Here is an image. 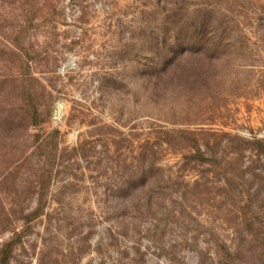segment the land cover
Segmentation results:
<instances>
[{"label": "rangeland", "instance_id": "obj_1", "mask_svg": "<svg viewBox=\"0 0 264 264\" xmlns=\"http://www.w3.org/2000/svg\"><path fill=\"white\" fill-rule=\"evenodd\" d=\"M252 138L264 0H0L1 264H264Z\"/></svg>", "mask_w": 264, "mask_h": 264}, {"label": "trees", "instance_id": "obj_2", "mask_svg": "<svg viewBox=\"0 0 264 264\" xmlns=\"http://www.w3.org/2000/svg\"><path fill=\"white\" fill-rule=\"evenodd\" d=\"M195 29L193 30V32ZM213 33V32H212ZM178 32L174 31V34L170 38H161L162 41L159 42V39L156 40V38L153 39L155 46H159L162 48V54H159V56H154L150 60V64L148 67L149 73L148 75L155 76V75H163L170 67H173L176 65V62L178 61L179 57L186 52L187 46L192 44H199L200 42H197V40H182L177 38ZM189 37V36H188ZM203 43V41H202ZM205 43V42H204ZM214 43V44H213ZM202 45V44H199ZM217 43L212 41V50H215L217 48ZM247 142V147L254 151L256 155H261L264 153V142L258 138H252L251 140H245ZM207 145V144H204ZM196 152L198 154V157L201 162L209 163L212 161V155H207L204 153L199 146H196ZM197 159V158H196ZM41 208V205L39 206ZM38 212V211H37ZM35 215V214H34ZM31 216V217H34ZM7 245H0V254L2 257H5V250ZM3 259V258H2ZM0 259V264H1ZM3 263V262H2Z\"/></svg>", "mask_w": 264, "mask_h": 264}]
</instances>
